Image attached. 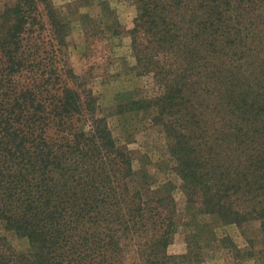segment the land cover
Listing matches in <instances>:
<instances>
[{
    "label": "trees",
    "instance_id": "16d2710c",
    "mask_svg": "<svg viewBox=\"0 0 264 264\" xmlns=\"http://www.w3.org/2000/svg\"><path fill=\"white\" fill-rule=\"evenodd\" d=\"M131 1L133 70L161 91L119 93L113 113L162 127L191 217L187 250L168 253L173 184L135 169L97 98L78 89L68 21L43 0L46 39L37 0H16L0 16V226L28 248L0 235V264H200L218 238L199 215L258 221L264 258V0Z\"/></svg>",
    "mask_w": 264,
    "mask_h": 264
},
{
    "label": "rangeland",
    "instance_id": "374dc122",
    "mask_svg": "<svg viewBox=\"0 0 264 264\" xmlns=\"http://www.w3.org/2000/svg\"><path fill=\"white\" fill-rule=\"evenodd\" d=\"M109 3V8L119 23V34L108 31V21L100 2ZM16 0H0V16ZM45 25L44 36L49 38L50 25L43 0H37ZM57 15L69 23L66 58L74 72L81 78V87L87 88L97 98L101 115L106 116L113 137L131 151L135 169L145 168L155 185L173 184L172 196L176 203L178 231L168 247L171 255H181L187 250L186 236L193 230L188 226L185 195L181 180L173 170L167 141L161 126L153 125L148 116L120 118L114 115L115 97L122 92L135 91L137 98H151L160 93L152 75L137 74L133 67L135 59L131 48V36L137 9L131 0H49ZM107 27V29H106ZM116 31V32H118ZM46 35L48 37H46ZM100 116V115H99ZM201 224H209L215 231L217 242L203 249L204 261L200 264H264V258L255 252L261 250L260 223L250 221L241 228L225 226L213 217L199 215ZM0 235H5L16 251L28 248L26 239H20L0 226ZM225 240L224 242L222 241ZM221 240V241H220ZM254 251L253 256L236 257L237 252ZM236 252V253H235Z\"/></svg>",
    "mask_w": 264,
    "mask_h": 264
}]
</instances>
